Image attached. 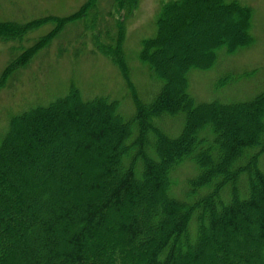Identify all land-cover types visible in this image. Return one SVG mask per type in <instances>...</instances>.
I'll return each instance as SVG.
<instances>
[{
  "label": "trees",
  "instance_id": "16d2710c",
  "mask_svg": "<svg viewBox=\"0 0 264 264\" xmlns=\"http://www.w3.org/2000/svg\"><path fill=\"white\" fill-rule=\"evenodd\" d=\"M97 1L47 17L56 25L43 41L65 23L97 19ZM189 2H162L156 33L141 42V62L162 83L147 101L127 72L124 31L95 40L125 78L131 117L117 99L77 88L10 117L0 137V264H264V90L197 101L189 80L253 42V8ZM168 117L183 121L176 134ZM185 162L195 173L178 193Z\"/></svg>",
  "mask_w": 264,
  "mask_h": 264
},
{
  "label": "rangeland",
  "instance_id": "374dc122",
  "mask_svg": "<svg viewBox=\"0 0 264 264\" xmlns=\"http://www.w3.org/2000/svg\"><path fill=\"white\" fill-rule=\"evenodd\" d=\"M86 1L0 0V84L4 83L0 86V137L9 128L12 115L65 96L72 88H77L86 99L96 95L117 99L126 118L134 115L135 103L125 78L116 63L102 53L100 44L96 45L95 40L102 36L104 42L107 33L118 37L119 31H124L127 72L142 99L147 101L160 90L161 81L150 75L139 54L142 40L156 33L155 17L164 0H134L132 6L129 4L132 0H120V5L117 0H98L97 19L90 14L65 23L58 35L43 41L56 25L54 20L47 21V17L72 14ZM240 1L253 8L254 40L234 53L222 51L217 63L209 69L190 71V91L197 101L250 100L264 90V0ZM42 17H46L42 24L21 31L29 21ZM161 48L167 51L166 45ZM225 75H230V80L218 86L219 78ZM182 124L179 117L164 121L173 134ZM260 156L264 169V152ZM194 173L191 162L178 168L175 173L178 193L183 192L187 178ZM8 263L6 259L5 264Z\"/></svg>",
  "mask_w": 264,
  "mask_h": 264
},
{
  "label": "clouds",
  "instance_id": "9594fccd",
  "mask_svg": "<svg viewBox=\"0 0 264 264\" xmlns=\"http://www.w3.org/2000/svg\"><path fill=\"white\" fill-rule=\"evenodd\" d=\"M164 3H167V0H164Z\"/></svg>",
  "mask_w": 264,
  "mask_h": 264
}]
</instances>
